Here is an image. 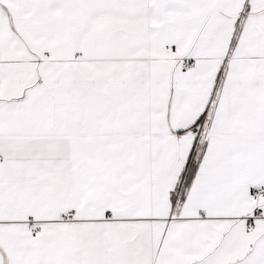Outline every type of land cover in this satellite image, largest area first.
Instances as JSON below:
<instances>
[{
    "label": "snow or ice",
    "instance_id": "6c2138e0",
    "mask_svg": "<svg viewBox=\"0 0 264 264\" xmlns=\"http://www.w3.org/2000/svg\"><path fill=\"white\" fill-rule=\"evenodd\" d=\"M0 264H264V0H0Z\"/></svg>",
    "mask_w": 264,
    "mask_h": 264
}]
</instances>
